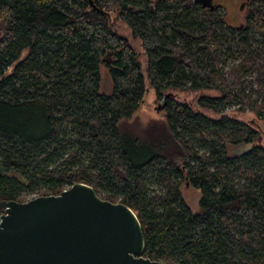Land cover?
Instances as JSON below:
<instances>
[{
  "label": "trees",
  "instance_id": "trees-1",
  "mask_svg": "<svg viewBox=\"0 0 264 264\" xmlns=\"http://www.w3.org/2000/svg\"><path fill=\"white\" fill-rule=\"evenodd\" d=\"M93 2L0 0V202L86 183L132 208L146 258L264 264L259 132L173 99L165 126L140 135L126 125L150 87L158 97L171 89L218 90L199 105L215 111L241 105L264 119V0H248L240 29L215 3L210 9L196 0ZM111 11L141 41L149 87ZM233 57L241 63L230 67L226 59ZM102 64L114 84L109 95L101 93ZM249 143L252 150L235 152ZM184 181L202 193L198 211L182 197Z\"/></svg>",
  "mask_w": 264,
  "mask_h": 264
},
{
  "label": "water",
  "instance_id": "water-1",
  "mask_svg": "<svg viewBox=\"0 0 264 264\" xmlns=\"http://www.w3.org/2000/svg\"><path fill=\"white\" fill-rule=\"evenodd\" d=\"M196 2L215 8L214 0ZM252 149L243 144L235 152ZM0 212V264H165L144 256L142 224L132 208L103 199L86 183L58 195L0 202Z\"/></svg>",
  "mask_w": 264,
  "mask_h": 264
},
{
  "label": "rangeland",
  "instance_id": "rangeland-1",
  "mask_svg": "<svg viewBox=\"0 0 264 264\" xmlns=\"http://www.w3.org/2000/svg\"><path fill=\"white\" fill-rule=\"evenodd\" d=\"M214 3L217 4L218 8H221L222 13H224V19L228 25L239 29L245 26L249 6L248 0H214ZM111 13L115 30H117L119 34L125 36L138 52L139 59L142 63L143 72L146 77V83L149 87L150 82L147 77L148 57L141 44V41L133 36L131 28L127 23L117 17V13L114 11H111ZM2 37L3 29L0 28V38ZM226 61L230 67L237 66L241 63V59L238 57L228 58ZM11 71L12 68H10V72ZM256 74H251V76H256ZM113 88L114 84L109 70L106 64H102L101 93L109 95L113 92ZM166 94H171V97L168 99L169 101L173 99L176 101L185 102L189 104L195 112H200L212 120H220L221 118L228 117L230 119L238 120L251 125L259 132V142L264 145V119L259 118L254 111H251L249 108L241 110V105L223 108L221 111L207 109L199 105V100L203 96H219L220 91L218 90L200 89L196 91H183L180 89H171L164 92L162 97H158L155 89L150 87L148 88L145 99L142 102L139 110L133 115L131 119L126 121V125L140 135L144 134L145 129L149 126H165V108L159 110V107L165 103ZM176 150L177 147L174 146L170 149L171 152ZM180 189L182 197L187 205L190 206L194 211H198L200 209V199L202 197L201 191L186 181L182 182ZM38 196L40 195L37 192L30 193L25 196V199L30 200Z\"/></svg>",
  "mask_w": 264,
  "mask_h": 264
}]
</instances>
